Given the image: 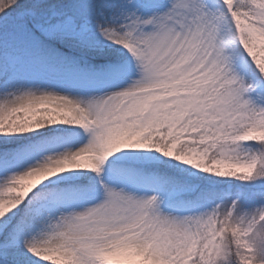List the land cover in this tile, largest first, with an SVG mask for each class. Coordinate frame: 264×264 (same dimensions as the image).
Instances as JSON below:
<instances>
[{
	"label": "snow or ice",
	"instance_id": "snow-or-ice-1",
	"mask_svg": "<svg viewBox=\"0 0 264 264\" xmlns=\"http://www.w3.org/2000/svg\"><path fill=\"white\" fill-rule=\"evenodd\" d=\"M0 264H264V0H0Z\"/></svg>",
	"mask_w": 264,
	"mask_h": 264
}]
</instances>
